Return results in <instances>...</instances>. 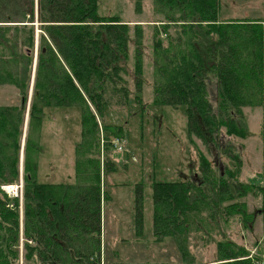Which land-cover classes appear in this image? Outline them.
I'll return each mask as SVG.
<instances>
[{
  "label": "trees",
  "instance_id": "1",
  "mask_svg": "<svg viewBox=\"0 0 264 264\" xmlns=\"http://www.w3.org/2000/svg\"><path fill=\"white\" fill-rule=\"evenodd\" d=\"M222 2L154 0L165 18L153 34V103L183 108L189 135L200 139L213 159L198 151L199 174L155 183L152 189L154 236L157 241L173 238L181 264H197L188 239L203 230L204 214L216 226L223 218L248 229L254 214L241 200L248 194L264 200L259 175L242 182L245 151L234 152L230 143L249 136L241 125L243 110L264 107V25L261 20L225 18ZM140 9L138 5L136 11ZM36 21L37 0H0V85L14 87L20 97L19 106L0 107V264H103L102 205L110 199L103 174L116 170L105 150H111L114 138L123 140L125 129L107 123L113 111L110 94L120 93L125 106L144 104L142 26L132 28L119 16L100 15L98 0H38L42 33L24 150L21 235L19 198H9L1 187L19 183L36 46L30 24ZM47 108L81 110L74 184L38 181L40 124ZM222 157L229 160L223 173L216 171ZM255 176L260 183L255 184ZM216 246V260L210 264H261L264 258L228 238Z\"/></svg>",
  "mask_w": 264,
  "mask_h": 264
},
{
  "label": "rangeland",
  "instance_id": "2",
  "mask_svg": "<svg viewBox=\"0 0 264 264\" xmlns=\"http://www.w3.org/2000/svg\"><path fill=\"white\" fill-rule=\"evenodd\" d=\"M222 1L221 12L225 18L261 20L264 25V0ZM98 2L100 15L119 16L132 28L136 24L142 26L145 79L143 106L122 105L119 102L122 97L120 93H116L115 96L110 94V98L113 99V111L107 123L125 126V129L123 140L115 141L117 139L114 138L111 141V150H105L107 159L115 162L116 170L103 174V188L110 199L104 201L102 205V262L103 264H181L182 256L173 238L167 237L162 241H157L154 236L152 189L155 183L186 181L192 178L193 174H199L198 151L211 162H213L212 155L200 139L189 135L188 119L183 108L174 109L153 103L152 83L155 79L151 64L153 34L157 28L155 25H159L158 22L164 21L165 18L163 14L155 10L154 0H98ZM226 3H228V9H226ZM138 5L141 8L139 13L136 11ZM33 26H35L36 35L35 59L38 55L39 36L42 32L39 22L36 21ZM130 51V67H134V47L132 45ZM34 76L35 68L33 67L32 81ZM32 81L23 125V145L31 130L28 109H30L33 95L34 82ZM127 82L129 88L132 89L131 78L128 77ZM19 104L20 97L15 88L0 85V106L10 107L19 106ZM243 113L244 118L241 125L246 128L249 136L245 139L234 140L232 138L231 148L234 152L245 151L244 161L246 163L243 167L242 182L245 183L257 174L263 184L264 107L245 108ZM32 135L36 139V134ZM80 138V109H45L40 124L41 153L37 156L40 183L56 185L75 183V148ZM115 142L118 143L117 147L114 146ZM101 157L103 165L104 157ZM228 164V158L222 157V164L216 166V171L223 173ZM253 179L255 184L260 183L257 176ZM10 186L8 187L9 192L4 187L1 189L9 198H19L20 233L23 235V194L16 197L12 194ZM21 191L24 193V184ZM139 195L140 205L137 203ZM241 201L247 204L248 212L254 214V221L249 224L248 229L235 221L226 223V219L223 218L218 219L219 226H216L211 218H207L206 214L203 215V222H205L203 230L193 232L188 239L190 251L197 264L213 263L216 260V243L226 238L249 249L255 257H261L264 253L263 195L248 194ZM138 206H140L141 214H139ZM21 253H23V248Z\"/></svg>",
  "mask_w": 264,
  "mask_h": 264
},
{
  "label": "built area",
  "instance_id": "3",
  "mask_svg": "<svg viewBox=\"0 0 264 264\" xmlns=\"http://www.w3.org/2000/svg\"><path fill=\"white\" fill-rule=\"evenodd\" d=\"M115 141H119V139L115 140ZM102 142L104 143V141L102 140ZM114 142V141H113ZM114 146L117 147L118 146V143L115 142L114 143ZM12 194L15 195V196H22L23 192L21 191V189H23V185L22 183L20 182L19 185L15 186V187H12Z\"/></svg>",
  "mask_w": 264,
  "mask_h": 264
},
{
  "label": "flooded vegetation",
  "instance_id": "4",
  "mask_svg": "<svg viewBox=\"0 0 264 264\" xmlns=\"http://www.w3.org/2000/svg\"><path fill=\"white\" fill-rule=\"evenodd\" d=\"M0 107H3V106H0ZM5 107V106H4ZM26 126V124H25ZM27 138V136H26ZM24 142L26 143V139L24 140ZM20 145H21V149H20V166L22 165V172H23V167H24V150H25V145L22 144V137H21V141H20ZM41 153V151H40ZM219 164V163H218ZM217 164V165H218ZM38 171H39V166H38ZM196 175V174H195ZM22 182L24 183V177H23V180Z\"/></svg>",
  "mask_w": 264,
  "mask_h": 264
},
{
  "label": "bare ground",
  "instance_id": "5",
  "mask_svg": "<svg viewBox=\"0 0 264 264\" xmlns=\"http://www.w3.org/2000/svg\"><path fill=\"white\" fill-rule=\"evenodd\" d=\"M37 22H38V0H37ZM29 25V24H28ZM30 25H32L33 26V24H30ZM4 189L5 190H8V192H9V190H10V188H8V187H4ZM17 197V196H16Z\"/></svg>",
  "mask_w": 264,
  "mask_h": 264
},
{
  "label": "water",
  "instance_id": "6",
  "mask_svg": "<svg viewBox=\"0 0 264 264\" xmlns=\"http://www.w3.org/2000/svg\"><path fill=\"white\" fill-rule=\"evenodd\" d=\"M37 57H38V55H36V58H35L34 68H36ZM32 82H34V80ZM261 264H264V258H263V261Z\"/></svg>",
  "mask_w": 264,
  "mask_h": 264
},
{
  "label": "crops",
  "instance_id": "7",
  "mask_svg": "<svg viewBox=\"0 0 264 264\" xmlns=\"http://www.w3.org/2000/svg\"><path fill=\"white\" fill-rule=\"evenodd\" d=\"M38 165H39V163H38ZM21 169H22V165H21ZM22 174H23V172H22V170H21V173H20V175L22 176ZM113 264H115V263H113Z\"/></svg>",
  "mask_w": 264,
  "mask_h": 264
}]
</instances>
